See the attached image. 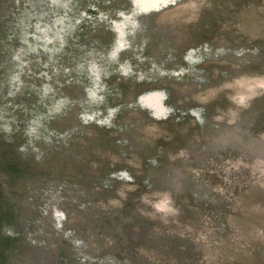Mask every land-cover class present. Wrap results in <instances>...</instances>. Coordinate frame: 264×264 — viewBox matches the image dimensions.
Masks as SVG:
<instances>
[{
	"label": "rangeland",
	"instance_id": "1",
	"mask_svg": "<svg viewBox=\"0 0 264 264\" xmlns=\"http://www.w3.org/2000/svg\"><path fill=\"white\" fill-rule=\"evenodd\" d=\"M0 264H264V0H0Z\"/></svg>",
	"mask_w": 264,
	"mask_h": 264
}]
</instances>
